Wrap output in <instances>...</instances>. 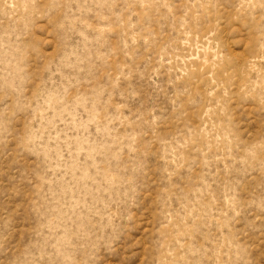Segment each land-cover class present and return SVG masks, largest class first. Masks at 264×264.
Segmentation results:
<instances>
[{"label":"rangeland","instance_id":"rangeland-1","mask_svg":"<svg viewBox=\"0 0 264 264\" xmlns=\"http://www.w3.org/2000/svg\"><path fill=\"white\" fill-rule=\"evenodd\" d=\"M0 264H264V0H0Z\"/></svg>","mask_w":264,"mask_h":264}]
</instances>
